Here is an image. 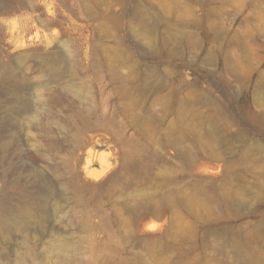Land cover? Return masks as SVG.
<instances>
[{
  "label": "rangeland",
  "instance_id": "obj_1",
  "mask_svg": "<svg viewBox=\"0 0 264 264\" xmlns=\"http://www.w3.org/2000/svg\"><path fill=\"white\" fill-rule=\"evenodd\" d=\"M0 264H264V0H0Z\"/></svg>",
  "mask_w": 264,
  "mask_h": 264
},
{
  "label": "bare ground",
  "instance_id": "obj_2",
  "mask_svg": "<svg viewBox=\"0 0 264 264\" xmlns=\"http://www.w3.org/2000/svg\"><path fill=\"white\" fill-rule=\"evenodd\" d=\"M21 225H27L26 222H20L19 219L13 221L12 223H7L5 221L0 220V234L9 233L10 231L17 230L21 227Z\"/></svg>",
  "mask_w": 264,
  "mask_h": 264
}]
</instances>
